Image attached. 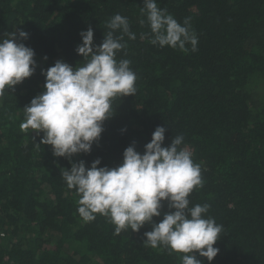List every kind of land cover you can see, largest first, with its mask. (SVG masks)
Returning a JSON list of instances; mask_svg holds the SVG:
<instances>
[{
	"label": "trees",
	"instance_id": "obj_1",
	"mask_svg": "<svg viewBox=\"0 0 264 264\" xmlns=\"http://www.w3.org/2000/svg\"><path fill=\"white\" fill-rule=\"evenodd\" d=\"M143 3L0 0V37L28 33L20 42L34 50L37 63L31 77L0 98V264H182L183 253L143 243L151 224L117 234L103 215L85 222L79 197L61 177L69 160L36 144L42 132L20 128L23 108L45 91L41 70L57 60L82 66L75 51L80 33L91 27L94 44H101L106 22L117 13L136 34L124 37L127 47L116 58L131 61L137 91L113 99L114 115L104 121L100 139L72 160L116 167L133 143L142 154L158 126L166 128L164 147L182 135L181 147L192 149L202 177L189 207L208 204L205 218L223 226L211 264H264V0H157L178 22L190 17L196 51L190 44L186 51L152 45ZM168 211L162 202L153 221Z\"/></svg>",
	"mask_w": 264,
	"mask_h": 264
},
{
	"label": "clouds",
	"instance_id": "obj_2",
	"mask_svg": "<svg viewBox=\"0 0 264 264\" xmlns=\"http://www.w3.org/2000/svg\"><path fill=\"white\" fill-rule=\"evenodd\" d=\"M141 13L150 27L152 45L186 51L190 44L192 51L197 50L198 37L191 30L190 17L178 22L165 8L158 7L157 0H144ZM106 28L99 45L94 44L91 27L80 33L82 43L75 51L83 57L82 66L72 67L57 60L46 71L41 70L46 77L45 91L23 108L20 128L37 135L42 132L36 144L50 145L55 157L69 160L71 168H63L61 177L79 197L77 211L85 222L95 220L96 214L103 215L117 234L127 229L139 232L145 224H151L152 230L144 233L145 245L183 253L182 264H203L195 253L211 264L219 252L214 245L223 226L211 217L205 218L208 204L189 207V196L194 188L202 187V177L192 152L181 147L182 135L174 136L164 147L166 128L158 126L142 154L133 143L124 150L123 161L116 167H100V159L90 167L83 160H72L77 154L90 153L100 139L104 121L114 115L113 99L135 96L137 91L131 61L116 58L127 47L124 37L135 40L136 34L130 30L128 18L119 13L106 22ZM146 35L142 33L141 38ZM27 38L23 30H19V39L15 31L0 37V98L6 88L22 83L36 70L34 50L20 42ZM164 201L170 211L155 223L153 217L162 215Z\"/></svg>",
	"mask_w": 264,
	"mask_h": 264
},
{
	"label": "rangeland",
	"instance_id": "obj_3",
	"mask_svg": "<svg viewBox=\"0 0 264 264\" xmlns=\"http://www.w3.org/2000/svg\"><path fill=\"white\" fill-rule=\"evenodd\" d=\"M255 83H258V82H257V79H255ZM259 84H260V83H259ZM259 84L257 85V88L260 87ZM187 148H188V150H190V151L192 150L190 147H187Z\"/></svg>",
	"mask_w": 264,
	"mask_h": 264
}]
</instances>
